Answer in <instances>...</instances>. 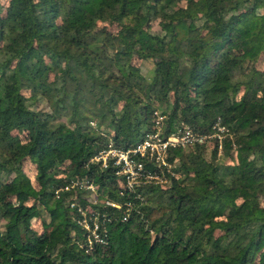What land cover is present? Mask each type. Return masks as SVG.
I'll use <instances>...</instances> for the list:
<instances>
[{
    "label": "trees",
    "instance_id": "16d2710c",
    "mask_svg": "<svg viewBox=\"0 0 264 264\" xmlns=\"http://www.w3.org/2000/svg\"><path fill=\"white\" fill-rule=\"evenodd\" d=\"M263 60L264 0H0V264H264ZM155 113L166 136L220 120L232 138L219 160L171 149V185L122 222L104 201H139L91 160ZM88 208L111 219L90 252Z\"/></svg>",
    "mask_w": 264,
    "mask_h": 264
},
{
    "label": "built area",
    "instance_id": "2783aa9c",
    "mask_svg": "<svg viewBox=\"0 0 264 264\" xmlns=\"http://www.w3.org/2000/svg\"><path fill=\"white\" fill-rule=\"evenodd\" d=\"M155 115L153 130L145 134L135 146L122 150L109 145L106 150L100 152L91 160L99 163L102 168H106L109 163H112L117 168L115 175L124 179L119 196L125 197V193L134 194V199L139 201V205L129 199L123 204L110 200L104 201L105 207L123 209L122 222H127L132 211L136 210V213H139L144 200L140 193L135 194L137 189L146 186L165 189L171 185L172 177L177 176L173 170L176 166L169 160L171 149H185L194 145L205 146L210 142H214L217 151L221 152L224 135H227L226 138H232V134L221 124L220 120L212 125L208 133H200L184 128L176 134L166 136L163 134L164 116L158 113H155ZM67 189V187L64 188V190ZM87 189L94 194L96 193L92 185L88 186ZM71 207H74V205H71ZM78 212L81 218L77 220V223L85 231L84 245L86 252L92 251L95 246L106 245L108 225L111 222L108 215L96 213L90 208L85 211L79 209Z\"/></svg>",
    "mask_w": 264,
    "mask_h": 264
},
{
    "label": "rangeland",
    "instance_id": "374dc122",
    "mask_svg": "<svg viewBox=\"0 0 264 264\" xmlns=\"http://www.w3.org/2000/svg\"><path fill=\"white\" fill-rule=\"evenodd\" d=\"M151 27H152V30L153 31H157L159 28H158V26H157V22H153L152 24H151ZM115 29H116V27H113L112 28V30L113 31H115ZM263 64H261L260 65V68H263L264 67V60H263V62H262ZM142 74L143 75H147V73H148V71H150V69H151V67H152V64L150 63V62H142ZM45 103L43 102V101H41L40 102V106L43 108V107H45V105H44ZM232 136V135H231ZM227 137V135H224V138H223V146H222V150H221V152H219V151H217V160H219V159H221L222 158V153H223V147H224V141H225V139H227L226 138ZM210 143H212V142H210ZM209 143V144H210ZM23 168H24V171H25V173H26V175L31 179V181H33L34 180V175H35V170H34V167L30 164V163H28V162H26V163H24V165H23ZM34 182V181H33ZM32 227L37 231V232H41L42 231V229H41V222L39 221V220H34L33 222H32Z\"/></svg>",
    "mask_w": 264,
    "mask_h": 264
}]
</instances>
